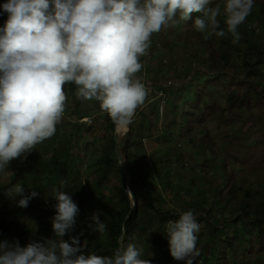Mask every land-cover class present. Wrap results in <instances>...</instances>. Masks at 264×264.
Masks as SVG:
<instances>
[{"label":"trees","instance_id":"1","mask_svg":"<svg viewBox=\"0 0 264 264\" xmlns=\"http://www.w3.org/2000/svg\"><path fill=\"white\" fill-rule=\"evenodd\" d=\"M216 4H219L223 11V0H215L212 6ZM251 14L249 20L252 18V23L247 25L249 34L243 35V27L240 26L241 40L237 44L232 43L233 37L227 33L223 15L218 17L220 28L226 32L223 37L213 35L207 40L204 39V35L193 27L197 14H193V18L188 22L182 21L177 25L180 26L174 38L177 43L185 46L190 39L197 42L198 48L192 63V68L196 71L194 78L190 82H184L182 88L174 86L171 89V92L177 95L170 117L172 120L163 126L159 133L164 139L177 136L180 142L191 144V161L194 155L202 157L201 164L192 166L194 171L186 168L187 162L183 154L177 158L180 161L177 166L180 170L178 175L184 183L198 181V177L203 176L201 182L208 188L210 195L212 194L210 196L208 192L205 193L208 199L206 203L193 197L189 202L183 200L177 207L163 206L162 191L167 195L174 192L179 198L181 189L175 190L173 187V165L163 163L162 159L156 160L161 163L159 180L148 181L150 178H146L148 164L140 163L141 158L136 150L145 152L144 144L147 151L151 148H148L147 143L153 137L149 130L155 126L156 121L150 114L153 115L155 109L149 113L141 111L137 114L141 120L140 124L136 115L126 128L125 141L121 142L120 151L129 176L127 181L115 148L116 125L107 114L104 142L99 148V155L90 165L94 166L90 172L93 176L91 180H84L82 173L72 168L69 157L73 141L82 140L81 130H90L85 124L76 123L70 133L65 132L60 140L58 136L61 130L57 129L56 137L46 140L43 152L39 154L33 150L26 159H17L6 169L9 177L5 182H0V241L14 243L18 240L21 246H26L32 240L53 238L52 218L56 214V200L53 195L59 190L71 194L72 198L93 204V213H99L100 220L107 225V231L103 234L107 245L99 247L96 237L91 233L87 237L93 248L86 253L112 255L118 247L135 243L137 247L143 248L144 259L151 257L154 251L157 253L163 249L166 250L164 258L169 257L175 264H186L185 261H175L171 256L166 225L169 220L178 219L179 212L187 210H192L196 217L204 219L207 223L205 230H200L197 234L200 255L194 264H230V254L237 256L241 244L251 245V235L255 231L258 236V241L254 243L258 244L257 253L263 252L264 180L253 184L241 174V169L249 159L264 155L263 0H255ZM7 15L6 12L0 15V27ZM255 23L256 26L253 27ZM235 53L243 56L242 63L235 61ZM200 73L205 78L197 77ZM190 77L191 74L186 75L185 80ZM64 90L66 95L74 93L76 86L74 83H68ZM186 91L188 96L183 94ZM166 99L168 100V96ZM235 109L251 114L247 119L253 124L248 131L240 136L224 132L223 136L214 138L207 123L217 121L220 125L237 124L243 116L232 114ZM255 109L259 111L257 115L253 113ZM251 140L254 142L248 143ZM50 144H56L51 150L52 157L43 158L42 155L49 153ZM88 146L89 143L85 146V152ZM131 150L137 152V158H132ZM167 158L173 159L169 154ZM51 171H54V174H51ZM21 172L26 173L24 177L19 176ZM163 176L168 178L169 182L165 183ZM16 183L24 186L25 195L33 188L45 187L43 199L34 206L19 207L17 201L20 197L7 195V190ZM255 184L257 187L254 191ZM178 200L182 201L180 198ZM76 219L75 230L65 239L81 234L84 228L89 226L85 217L77 216ZM245 231L248 234L247 239L241 235ZM158 257L163 258L160 255ZM156 261L160 264V259ZM245 264H249L246 259Z\"/></svg>","mask_w":264,"mask_h":264},{"label":"clouds","instance_id":"2","mask_svg":"<svg viewBox=\"0 0 264 264\" xmlns=\"http://www.w3.org/2000/svg\"><path fill=\"white\" fill-rule=\"evenodd\" d=\"M213 2L7 0L0 5L8 14L0 27V173L55 135L65 113L68 83L76 86L77 99L99 102L101 111L117 127L115 136L122 132L118 129H126L150 94L137 74L153 34L175 28L197 14L193 27L204 39L223 37L226 32L218 20L223 15L232 43H239L238 29L251 14L255 0H223V11L219 4L212 6ZM7 195L19 196L17 205L27 208L39 194L25 195L24 186L16 183ZM53 198L54 237L32 240L26 246L18 240L0 241V264H151L135 243L118 247L112 255H97L86 253L77 237L65 239L75 230L80 209L67 192L57 190ZM178 216L166 225L170 254L177 261L194 264L200 255L197 234L201 225L192 210ZM91 219L92 230L103 235L107 225L99 213Z\"/></svg>","mask_w":264,"mask_h":264},{"label":"rangeland","instance_id":"3","mask_svg":"<svg viewBox=\"0 0 264 264\" xmlns=\"http://www.w3.org/2000/svg\"><path fill=\"white\" fill-rule=\"evenodd\" d=\"M5 2H7V0H2L0 5H2ZM3 13H4L3 9H2V7H0V15H2ZM251 15L252 14H250L247 17V19L243 23V25H240L241 28L243 27L241 30L243 35L249 34V31L247 30V25H250L252 23L253 19L251 18V20H249ZM6 20H7V17H4L2 22L4 23V22H6ZM255 26H256V23L253 24V27H255ZM179 29H180V26H176L174 28V33H173L174 37H175V35ZM238 30L240 32V29H238ZM156 35L157 34H155V36ZM177 44H179V43H177ZM154 45H156L155 40H154ZM179 47L183 48V46L181 47V45ZM197 48H198L197 42L194 39H190V40H188V42L184 46V49H181V51L183 52V55H185V59H186L187 63H186V67L184 70H181V71H179L173 75L174 78H179L181 80V81H179V84L174 85L175 88H178V87L182 88L184 82H190V80L192 78H194V73L188 72V71L189 70L192 71L191 66L193 63V55L196 53ZM161 54H162V52H158L155 55V58L158 59V57H160ZM233 58L235 59V61L237 63H242V61H243V56L238 54V53H235L233 55ZM190 74H191V77L187 78L185 80V76L190 75ZM200 76L204 77V75L202 73H200L199 76H197V77H200ZM142 77L145 78V73H143ZM148 77H150V75ZM195 79H198V78H195ZM145 80H147V82H151V84L153 85L154 90L151 91L150 94L154 93L157 96V93H159L161 90H157L156 86L154 85V82L149 81L147 79V77L145 78ZM182 80H184V81H182ZM162 91L165 93V95L168 96V100H167V103L165 105H163V99L164 98L163 99L159 98L160 100H158V101L155 98L154 101L156 104L153 103V104L149 105V107L155 106L154 108H151V111H152V109H155V110L153 112V115L150 114V116H152L155 119L156 123H155V126L151 127L149 130V133L153 134L152 139L150 141H148V143L146 142L148 144V148L149 147H151V148L147 151V147L144 144L145 152H143L141 150H136L138 152V154L140 155L139 158H141V159H139L140 163H142V164L147 163L148 164V166H147L148 173L146 174V178L147 179L150 178V179H148V181H151V179H154L155 181L159 180L158 175L161 173V170H160V164L161 163L156 162V160L162 159L163 163H166V164L169 163V164L173 165V171L171 174L173 187L175 190L181 189V190H179V192H180L179 198L182 201L180 202L178 200L179 198L174 192H173V194L167 195L164 191H162L161 197L163 198V201H162L163 206L170 208V206L173 205V206L177 207L183 203V200L189 202L193 197L194 198L197 197V201H201L202 203H206L208 201V199H206L205 193H207V192L209 193V190L203 184V182H201L203 180V176L198 177V181L184 183V180L178 175V172L180 173V170L177 166L180 164V161H178L179 159H177V158L181 154H183V158L185 159V162H187L186 168L190 169V170L192 169V166H195V165L202 163V157L194 155V159L191 161L190 157H191L192 152H193L191 144L186 143V142H180V139L177 136L164 139L161 136V134L159 133V130H161L163 126H165L169 121L172 120V118H170V117L172 116L171 113L174 111V102H175L176 96H177V95H175V92H171V93L169 92L168 93L164 90H162ZM183 94L185 96H188L187 91L183 92ZM220 99L222 100V98H220ZM68 100H69V98L67 99V101ZM159 101L161 102L160 104H159ZM90 102H93V101H89V103ZM70 103H71V101H70ZM71 105H73V104L71 103ZM87 105H88V103L87 104L85 103V106H87ZM161 106H164V107L161 108ZM141 111H143L145 113H149V110H147V109H145V110H139L138 109L136 111L135 116L137 114H139ZM253 113H256V115H257L259 113V111L257 109H255L253 111ZM92 114L94 115V113H92ZM229 114L227 113V115H229ZM232 114H234V115L241 114L243 116V119L234 125H230V124L220 125L217 121L207 123V126H208L209 130L211 131L212 136L214 138L217 139V137L223 136L224 132H228L230 134L235 133L236 135L240 136L243 133H246L248 131L249 127L253 124V122L251 120L247 119L248 116L251 115L248 111L235 109L232 112ZM136 119H137L138 123L140 124L141 120L138 117V115L136 116ZM83 121L84 120L81 119V117H79V110L78 109L75 112L65 109L64 116H63L61 122L57 125V129L61 130L60 135L58 136V138H59L58 140H60L63 137V134H65V132L70 133L73 126H76V123L80 124ZM104 122H105V120H104L103 115L102 116L98 115L97 117L92 116L90 118H87L84 123L88 124L86 126L88 128H90V130L86 131L87 128H83L80 132V135L82 136V140H80V142L73 141V143H72L73 149L69 155V157L71 158V161H72V168L74 170L80 171L83 175L84 180H86V179L91 180L93 178V176L90 174V172H91V169L93 170L94 166H90V165L93 162V160H95V158L99 155V153H100L99 148H101V145L104 142V135H105ZM119 131H122V132H119V137H120L119 141L121 144L122 141H125L124 137H126L127 129H119ZM55 137L56 136L54 135L51 138H55ZM47 140H50V139H47ZM252 142H254V140H251L248 143L252 144ZM87 143H89L90 146H88V149L85 152V146ZM177 144H178V146H177ZM45 145H46V140L43 143H41L40 146H38L36 148L37 153L40 154L41 152H43ZM55 145L56 144H52V145L50 144L49 148H48L49 153L42 155V157L46 158V159H50L52 157L51 150L53 149V147ZM120 147H121V145H120ZM83 149H84V152H83ZM133 149H136V148H133ZM136 151L131 150L132 158H137V152ZM144 154H145V156H144ZM168 154L171 155V157H173L172 160H170L168 158L166 159ZM15 161L16 160L12 161L9 166H12ZM25 174H26L25 172H21V174L19 176L24 177ZM51 174H54V171H51ZM241 174L244 177H246L250 183H253V184H254V182L264 180V155H263V157H259L257 159H249L245 163L244 168L241 169ZM8 177H9V172H7L5 170L3 173L0 174V182H5L8 179ZM163 180L165 183L169 182V179L165 178L164 176H163ZM253 184H252V186H253ZM256 187H257V184L254 185L253 190ZM44 188L45 187L33 188L31 190V191H36L39 195L30 200V202H29L30 206H34L36 203L40 202L43 199V191H44L43 189ZM209 195H210V193H209ZM73 200L78 204V207L80 209L78 217H85L86 221L89 224V226L84 228V230L81 232V234H78L75 236L79 239L81 246H83L85 248V251H88L91 248H93V244L88 240L89 237H87L91 233H93V235L96 237L97 245L99 247L106 246L107 240L104 238V236L100 235L96 231H93L92 228L90 227V225H92V221H91L92 219L91 218L94 214L92 211L93 204L89 203L88 201L83 202V201L77 200L76 198H73ZM229 216H231V215H229ZM232 217H233V215H232ZM197 218H198V223H200V225H201L200 230L204 231L205 228L207 227L206 221L204 219L199 218V217H197ZM89 219H91V220H89ZM236 234L239 235V232H237ZM241 235L244 236V239L248 238L247 231L243 232ZM251 236H252V240H253L252 244L256 243L258 241L257 231H255L254 234ZM139 238L141 239L142 236H139ZM252 244L251 245H248L247 243L241 244V250L238 252L237 256H233L232 254H230V256H229V259L231 261L230 264H245V259L249 261V264H264V251L257 253V245L258 244L257 245H255V244L252 245ZM159 255L163 256V258H164V256H166V250H163V249L158 250L157 253H156V251H154L152 253L151 257H148L147 259L151 260V264H157V261H156L157 259H160V264H175V262L169 260V257H165L163 260L162 257H158Z\"/></svg>","mask_w":264,"mask_h":264},{"label":"crops","instance_id":"4","mask_svg":"<svg viewBox=\"0 0 264 264\" xmlns=\"http://www.w3.org/2000/svg\"><path fill=\"white\" fill-rule=\"evenodd\" d=\"M4 24L5 22L2 24V27L4 26ZM173 33L174 28L169 29L166 32H161L156 36L155 34H153V36L151 37L152 45L148 50L147 55L140 58L141 63L143 64V68L141 72L137 74L140 78H142L144 72L145 78L147 77L149 81L154 82L157 90H164L168 93H171V89L174 85L179 84V80L174 78L173 75L181 70H184L187 63L185 55H183V52L181 51V49H184V46L183 48L179 47L180 45L177 44V42L174 40L175 37ZM154 40L156 41V45H154ZM158 52H162V54L157 59L155 58V55ZM195 71V68H192L191 72L194 73ZM149 75L150 77H148ZM75 93L76 91L74 93H69L66 95L67 99L69 98L68 101L66 100V109L73 112H75L77 109L79 110V117L84 120L80 124L88 125L84 122L87 118H90L92 116L97 117L98 115H103L104 120L106 119L107 113L101 111L99 102L93 101L89 103V101H81L76 98ZM155 98L157 99V101L160 100L156 96V94H149L145 105L138 109H147L150 112L151 108H154L155 106L149 107V105L155 103ZM70 101L73 105H71ZM85 103H88V105L85 106ZM160 103L161 102L159 101V104ZM92 113H94V115Z\"/></svg>","mask_w":264,"mask_h":264},{"label":"water","instance_id":"5","mask_svg":"<svg viewBox=\"0 0 264 264\" xmlns=\"http://www.w3.org/2000/svg\"><path fill=\"white\" fill-rule=\"evenodd\" d=\"M115 140H116V153L120 159V162H121V166L123 168V171H124V174H125V177H126V180L129 181V176H128V173H127V170H126V166H125V163L123 162V157L121 155V151H120V147H119V135L116 134L115 136ZM134 207V205H133Z\"/></svg>","mask_w":264,"mask_h":264},{"label":"built area","instance_id":"6","mask_svg":"<svg viewBox=\"0 0 264 264\" xmlns=\"http://www.w3.org/2000/svg\"><path fill=\"white\" fill-rule=\"evenodd\" d=\"M142 81L149 87L150 92L154 90L153 85L151 84V82H147V80H145V78H142ZM157 96L159 98H162V99L164 98L163 99V105H165L167 103L166 95H165V93L162 90L159 93H157ZM161 108H163V106H161Z\"/></svg>","mask_w":264,"mask_h":264},{"label":"bare ground","instance_id":"7","mask_svg":"<svg viewBox=\"0 0 264 264\" xmlns=\"http://www.w3.org/2000/svg\"><path fill=\"white\" fill-rule=\"evenodd\" d=\"M119 130V129H118Z\"/></svg>","mask_w":264,"mask_h":264}]
</instances>
